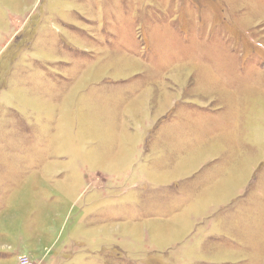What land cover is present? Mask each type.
Returning <instances> with one entry per match:
<instances>
[{
    "label": "rangeland",
    "instance_id": "rangeland-1",
    "mask_svg": "<svg viewBox=\"0 0 264 264\" xmlns=\"http://www.w3.org/2000/svg\"><path fill=\"white\" fill-rule=\"evenodd\" d=\"M40 256L264 264V0H0V264Z\"/></svg>",
    "mask_w": 264,
    "mask_h": 264
},
{
    "label": "crops",
    "instance_id": "crops-1",
    "mask_svg": "<svg viewBox=\"0 0 264 264\" xmlns=\"http://www.w3.org/2000/svg\"><path fill=\"white\" fill-rule=\"evenodd\" d=\"M39 263L43 264H95V263H106L105 258H94V257H51V256H40L38 257Z\"/></svg>",
    "mask_w": 264,
    "mask_h": 264
},
{
    "label": "built area",
    "instance_id": "built-area-1",
    "mask_svg": "<svg viewBox=\"0 0 264 264\" xmlns=\"http://www.w3.org/2000/svg\"><path fill=\"white\" fill-rule=\"evenodd\" d=\"M20 263H21V264H28L29 261H28L25 257H23V258L20 260Z\"/></svg>",
    "mask_w": 264,
    "mask_h": 264
}]
</instances>
